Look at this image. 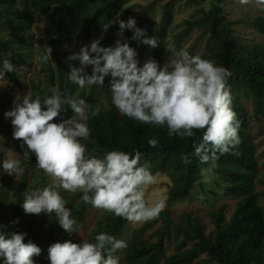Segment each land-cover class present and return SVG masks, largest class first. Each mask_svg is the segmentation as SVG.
<instances>
[{"label":"trees","instance_id":"1","mask_svg":"<svg viewBox=\"0 0 264 264\" xmlns=\"http://www.w3.org/2000/svg\"><path fill=\"white\" fill-rule=\"evenodd\" d=\"M201 0H186L188 5ZM256 1V0H255ZM183 0H151L146 4H137L134 0H0V61L8 58L16 66L31 63L34 31L32 25L37 17L50 18L52 28L47 29L45 38L51 48L55 63L50 58L42 61L43 77L32 78L31 93L41 98L50 95L49 88L55 86L61 93L67 90L73 98L83 97L87 108L85 115L90 128L89 140L83 141L87 149H95V155L102 156L106 151L119 149L141 153L139 163H147L151 171L167 173L172 180L168 191L166 206L156 219L162 221L157 230L158 239L153 241L144 237L142 231L155 222L152 219L140 228H134L126 234L129 220L100 209L96 220L85 239L92 240L101 232L113 234L117 239H127V246L117 249L113 255L119 257L120 264H264V207L260 195L255 189L259 173L258 144L251 130V116L243 100L249 99L256 115L264 116V13H252V4H241L239 0H211L209 8L203 6L199 11L183 20V28L170 34L174 23L176 7ZM257 3V2H256ZM241 6L247 11L243 15L235 10ZM261 10L264 5H259ZM140 8L136 16L137 25L143 28L145 36H155L158 44L152 47L142 42L143 37L131 39L132 30L125 29L123 39L136 49L140 66L148 59L159 63L176 52L187 51L214 60L231 71L228 87L232 96V107L240 120V143L234 150L219 155L216 161L218 172L223 178L226 197L235 200L234 209L227 217V204L211 211V223L214 228L207 232V225L193 211H185L181 221L174 223L171 206L189 198L197 185L201 165L192 155L193 140L199 141L202 133L196 130L195 137L169 136L166 126L144 124L118 112L111 103L108 86L109 77L103 85L78 87L70 79V66H79L78 60L67 61L70 50L79 51L82 45L100 37L104 46L111 45L117 38L118 25L113 23L107 30L102 24L114 19L119 13L121 19H127L131 11ZM160 9L155 22L153 9ZM231 14L234 17L230 16ZM236 15V16H235ZM250 29L259 37L248 38L241 30ZM197 30L196 36L184 47V41ZM66 32V42L61 38ZM67 45V47H65ZM39 57L44 53L41 42H36ZM92 67V66H91ZM91 72V68L88 69ZM12 81L19 80L15 69L6 72ZM45 81L43 84L42 82ZM104 98L107 102L105 105ZM99 105L100 112L91 115L92 108ZM64 118L71 116L72 110L64 105ZM59 120L60 117L53 118ZM158 139L155 147L148 145L149 138ZM18 158L22 171L19 180L11 190L0 187V231L25 232V242L29 239L41 247V253L34 255L38 264H49L48 247L57 240L71 239L79 242L80 231L86 221L91 203L81 199L82 193L59 190L67 201L66 207L78 222L79 231L65 232L55 218V212L39 214L25 213L22 204L25 191L43 188L52 184L53 177L37 167L34 154ZM188 154L191 162L183 163L182 156ZM176 230L177 236L173 232ZM176 241V251L164 255L165 243ZM191 246L189 247V245ZM201 255H205L200 259ZM0 257V261H2Z\"/></svg>","mask_w":264,"mask_h":264},{"label":"clouds","instance_id":"2","mask_svg":"<svg viewBox=\"0 0 264 264\" xmlns=\"http://www.w3.org/2000/svg\"><path fill=\"white\" fill-rule=\"evenodd\" d=\"M239 2L247 4L249 0ZM256 2L264 5V0ZM113 23L118 25L113 44L102 45L101 35L67 56L68 61H79V66H70L67 78L84 88L103 85L108 76L111 103L120 114L144 124L166 126L169 136L195 137L196 130L202 129L200 140H193L192 155L206 165L199 169L200 179L196 183L209 184L214 179L219 155L234 150L240 143V120L232 107L228 87L231 71L214 60L183 50L167 57L162 64L150 58L140 66L136 49L123 39L125 29L132 30L131 39L143 37L142 42L152 47L157 46V38L145 36L135 17L125 20L118 13L104 22L102 29L107 30ZM50 52L51 48H45L40 60L46 62ZM15 69L11 60L4 58L0 61V79ZM49 92L43 98L39 94L33 96L30 91L22 98L18 94L14 107L4 112L6 118H11L13 139H19L20 147L27 149L24 157L34 154L37 167L53 177L52 184L25 191L22 204L25 213L54 211L65 232H78V222L59 191L66 190L79 191L81 199L94 208L134 223L157 217L167 197L162 194L153 197L147 192L157 177L147 163H139L141 153L113 149L102 156L95 155V149H87L83 142L89 140L91 131L85 115L86 100L73 98L67 90L61 93L55 86ZM64 105L73 113L67 118L63 116ZM99 112L97 105L91 115ZM58 116V121L53 119ZM147 143L155 147L158 139L151 137ZM182 161L190 163V156L184 154ZM0 168L8 174L22 171L21 161L12 156H5ZM25 235L0 231L3 258L0 264H38L33 256L41 253V247L31 239L25 242ZM126 246L124 239L101 231L92 240L55 241L48 247V260L49 264H120L113 253Z\"/></svg>","mask_w":264,"mask_h":264},{"label":"rangeland","instance_id":"3","mask_svg":"<svg viewBox=\"0 0 264 264\" xmlns=\"http://www.w3.org/2000/svg\"><path fill=\"white\" fill-rule=\"evenodd\" d=\"M151 0H134L137 4H146ZM252 4V13H264V9L261 10V7L256 3L255 0H249ZM211 4V0H201L200 3L194 4V5H188L186 3V0H183V2L176 7L175 11V19L174 23L176 26H172L170 30V34L179 32L183 28V20L188 18L191 14H194L195 12L199 11L200 7L203 6L205 8H209ZM247 11L246 7L241 6L240 8H237L235 10L237 16L243 15V12L245 13ZM140 8H135L131 11L130 17H136L139 15ZM160 15V9H153L152 10V16L154 17L155 22L158 20V17ZM230 16L234 17L233 14L230 12ZM236 16V15H235ZM52 28L50 24V18L47 16H39L36 18L32 25V30L34 31V38H33V49H35L31 56V63L26 65H19L16 70L19 74V80L18 81H12L9 80L6 76L4 78L0 79V137H3V140H0V161H2L5 156H12L14 158H19L22 155V151L26 148L20 147V140L19 139H13L12 132H13V125L11 124V118H6L4 116V112L6 110L11 109L14 107V100L16 99V96L19 94L22 95L25 94L27 91L31 92V83L30 80L32 78L34 79H40L43 77V70H42V61L40 60L39 53L36 48V42H41V45L43 49L49 48L47 45V39L46 36V30ZM242 33L245 34L248 38H257L259 35L257 33H254V31L250 29L241 30ZM100 36L103 35V33H99ZM197 30H194L191 32V35L184 41L183 46L186 47L191 40L196 36ZM66 32L63 34V37L61 40L63 42H66ZM71 52H76L75 50H70L69 54ZM68 54V55H69ZM67 55V56H68ZM67 56L63 55V58H67ZM167 57H172L171 54L167 55L164 59ZM49 58L52 64L55 63L54 56L52 54V51L49 53ZM67 60V59H66ZM68 61V60H67ZM91 68V65L88 66V69ZM43 84L45 81L42 82ZM105 105L107 104L106 100L102 98ZM243 103L246 105L247 110L251 116V130L253 131V134L256 138L257 144H258V157H259V173L257 175L256 181H255V189L260 195V203L264 207V116L263 115H256L255 109L253 104L249 99L243 100ZM21 171L18 174H8L7 172H4L2 168H0V187H5L4 191L11 190L14 188L16 183L19 180V175ZM157 181L154 185L147 188V192L155 197L157 194H162L167 197L168 191L170 189V186L172 185L171 177L167 173H156ZM78 193H81L78 191ZM200 194H203V198H200ZM227 204V217L229 218L232 214V211L234 209L235 200L229 199L226 197L225 191H224V183L223 178H221L220 173L218 172L217 167L214 169V179L212 181L205 185L203 182L201 185H197L196 189L194 190L193 194L182 201H177L171 206L172 210V218L174 220V223L177 224L181 221V217L185 211H193L194 213L198 214L201 218L204 224L207 225V232L211 231L214 226L211 223V211L214 209H218L220 205ZM166 206V205H165ZM100 209L94 208L93 206L90 208V210L87 213L86 221L84 223L83 228L80 231L79 239L86 238L88 235L90 229L95 224L96 220V213L99 212ZM157 217L153 218L156 219ZM152 220V219H151ZM150 220L144 221V222H128L126 234L130 235L132 230L134 228H140L145 223H147ZM162 226V221L160 219H156L155 222H153L151 225L147 227L146 230L142 231V235L144 237H149L153 241H156L158 239L157 230ZM174 237L176 238L177 233L176 230L173 232ZM128 239V238H127ZM125 238V241L127 240ZM176 241L177 240H171L170 243H165V253L164 255H170L173 254L176 251ZM191 244L189 245V247ZM205 255H201L200 259H202ZM215 264V263H213Z\"/></svg>","mask_w":264,"mask_h":264}]
</instances>
